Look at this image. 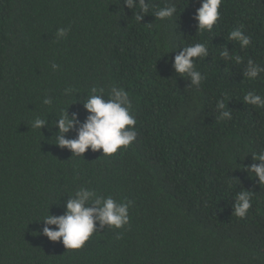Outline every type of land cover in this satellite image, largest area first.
<instances>
[{
    "label": "trees",
    "instance_id": "16d2710c",
    "mask_svg": "<svg viewBox=\"0 0 264 264\" xmlns=\"http://www.w3.org/2000/svg\"><path fill=\"white\" fill-rule=\"evenodd\" d=\"M170 4L176 15L158 20ZM151 5L139 22L123 0H0V264H264V185L242 168L264 150V108L243 101L264 96V73L244 77L249 59L264 65V0H222L202 33L201 0ZM61 27L70 30L57 40ZM235 28L252 37L248 48L227 38ZM197 42L209 49L195 62L199 88L173 67ZM113 85L132 98L136 141L110 157L55 143L59 113L83 123L90 89ZM218 100L231 119H217ZM37 116L46 123L33 130ZM80 187L131 200L130 221H96L85 245L67 250L43 234L42 218L63 215ZM240 191L253 193L244 218L233 213Z\"/></svg>",
    "mask_w": 264,
    "mask_h": 264
},
{
    "label": "clouds",
    "instance_id": "9594fccd",
    "mask_svg": "<svg viewBox=\"0 0 264 264\" xmlns=\"http://www.w3.org/2000/svg\"><path fill=\"white\" fill-rule=\"evenodd\" d=\"M123 3L129 9H138L135 18L139 22L152 8L151 0H123ZM221 4L222 0H201V5L194 14L197 28L201 33L213 30L221 16ZM176 12L177 5L170 4L155 10L154 15L158 20L163 21L172 18ZM69 30L64 27L59 28L55 38L59 40L66 37ZM227 38L239 42L240 47L245 49L252 44V37L245 34L241 28L231 30ZM208 52L207 45L201 42L183 47L173 60L176 73L186 75L190 78L191 85L199 88L205 76L197 70L195 62L197 59L206 57ZM219 54L225 60H234L237 64L242 62V57L233 56L226 49ZM57 67L55 63L52 64L53 70ZM261 73H264V65L249 59L244 70V77L249 81H255ZM105 92L103 87L93 86L90 89L89 97L84 105L89 115L83 123L79 122L76 114L69 117L66 111L59 113V119L55 122L59 135L55 143L71 150L73 156L82 155L90 147L93 151L102 149L103 155L110 157L136 141L137 119L133 114V101L129 92L115 85L106 92L108 99L104 98ZM243 101L248 105L264 108V96L255 91H248ZM43 103L51 105L52 101L44 98ZM216 107L220 111L218 120L232 118L231 112L225 110L223 100H218ZM45 123L44 118L37 116L32 119L30 126L33 130H39ZM77 124H79L77 136L73 139L66 138L65 134L76 128ZM242 168L247 170L250 178H258L260 186L264 185V150L254 153L253 163L243 165ZM252 196L253 193L250 191H240L236 194L233 205L235 216L244 218L247 215L252 207ZM132 203L131 200L117 201L111 195H99L96 190L80 187L75 192V198L68 200L66 212L63 215L48 214L42 218L45 223L43 234L51 241H62L67 250L81 249L96 231V221H99L101 226L109 225L110 228L115 229L128 225L129 209ZM49 225L56 227L52 228Z\"/></svg>",
    "mask_w": 264,
    "mask_h": 264
}]
</instances>
